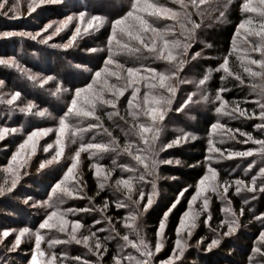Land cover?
<instances>
[{
	"label": "rangeland",
	"instance_id": "374dc122",
	"mask_svg": "<svg viewBox=\"0 0 264 264\" xmlns=\"http://www.w3.org/2000/svg\"><path fill=\"white\" fill-rule=\"evenodd\" d=\"M101 2H103V0H54V2L46 3L37 7L35 11L29 12L28 4L30 0H7L5 7L0 9V31H27L35 33L40 31L46 24L51 22H56V24H58L68 15H73L74 17L67 27L52 36L46 43H41L40 41L54 30L56 24L53 25V28L48 29L47 32H41V35L37 37L36 40L20 36L0 37V58H15L19 65V67H13L0 64V81L3 82L0 83V127L17 129L15 133L10 132L4 140H0V185L10 187L11 180L14 176L7 172L6 169L11 162L13 153L17 151L18 146L26 139L27 134L38 128L52 129L47 135L38 139L34 154L29 155L30 149H25L22 159L19 162L24 163V167L19 169V179L16 187L13 188L11 192L0 195V232L5 229L12 230L8 237L0 240V264H30L31 255L33 251H35L34 235H26L22 238L20 245L16 247L15 250H8L14 243L15 235L24 227L32 229L33 233L37 230L41 232L44 239L41 241L40 247L41 250L46 253V256L38 257V259L46 260L50 258L52 253H56L57 260L55 264H83L84 261H88L90 264H114L113 257L121 251L118 245L122 244L123 241L119 238H115V233H111L112 239L106 242L103 241L104 237L110 236L109 225L104 222L108 216L113 218L112 226L115 227L121 236L127 233L130 239H136L135 234L132 233L130 229L123 226V219L114 218V216L109 214L110 207L103 211H76L73 214H69V219L80 218L85 225V228L78 230V239L81 238L82 235H87L89 229L91 231H95L96 228L101 227L105 229V231L97 233V235L102 238L103 243V248L99 252L95 250L90 252L83 243L76 244L74 241L70 240L67 233H60L58 230L39 229L38 227L46 215L52 210L47 206V202L50 199L54 202L56 200V196L53 195L52 189L55 183L63 177L64 172L70 165V157L78 148L81 142L80 139L77 138L76 142L72 143L70 134L66 135L65 151L61 159L58 162H53L51 165L38 170L39 164L55 154L58 120L73 98L75 89L83 88L91 83L95 72L98 71L93 69L92 66L97 67L102 63L103 66L99 70L103 69L109 55V50L99 44L97 47H82L85 44L87 46L95 45L93 41H95L96 37H98L102 31L106 32L109 29L110 21L104 18L103 23L100 24L99 27L94 26L88 29L87 32L84 31V28L87 27L88 20H90L92 16H99L95 14L94 11L100 9L112 11L115 6H120L118 2H114L109 7H99L98 5ZM13 5H15V8L9 11V8ZM81 11L86 13L83 22H81L78 17V13ZM77 25L81 27V33L77 36L76 41L68 48L62 47L63 44L69 42ZM249 39L255 41L257 38L249 37ZM113 44H115L114 41L112 42V46ZM90 49H96V51H89ZM247 49L248 44L245 40V34L243 30H241V34L239 36L236 35L235 38V51L240 55V59L246 66L247 61L242 59L244 56L250 55L253 58H260L258 53H252ZM198 53H194L192 57H197L201 54ZM112 54L114 58L117 59V56L120 57L122 52L119 50H112ZM76 59L88 64L78 63L75 61ZM122 64L124 63L122 62ZM109 67L116 70L115 65H110ZM125 67H128V65H125ZM252 67L254 70H258L256 66ZM70 73H72V75ZM28 75L37 76V80L32 81L28 79ZM48 76L53 77V79L48 80L47 83L41 86L39 81ZM246 77L247 81L243 79L244 83H240L239 81V85L247 93V101H253L252 103L256 105L258 113L256 112L255 116L252 115L253 112H249L248 110L246 116L239 118L218 114L215 108L218 106L219 102L215 101V95L213 96L212 92L206 88V85L198 88V81L202 79L201 76H197L194 71H190L189 73L186 71V74L180 79V83L182 84L181 88L177 89L178 87H176V93L172 98V103L168 111L165 113V118L163 121L159 122L160 135L156 141L155 150L158 152L159 159L171 160L172 163L158 165L157 172L153 177L157 185L153 202L147 211L142 212L137 220L140 233L150 246L155 244L159 227L156 231L150 230L146 221V214H149L153 210H159L162 207V200L168 196L171 189L175 190V200L173 201L175 207L179 205L180 202L187 199L191 184L183 180L181 181V177L175 170H187L188 168L198 166V163H196L191 167L185 162L182 156H179L181 154H187L188 152L186 151H189L190 146L194 142L201 138L205 140L206 156L201 162L204 167V173L197 180L194 193L188 200L186 211L189 210V202L196 192L199 181L205 175L210 174L208 172L209 167L217 170L218 182L221 185H223L225 181L231 183L229 191L220 198L211 191L207 193L209 198L208 212L199 217L196 227L191 229V236L187 235V231L181 232L180 238L187 246L185 247L183 255L180 256L179 260L175 261L174 264H264V254H262L264 253V241L260 240V235L254 239L255 232L252 227V224L257 225L260 228V234L264 232V218H256L259 217L261 213H264H260L261 203L264 202V191L259 190L260 185L264 183V177L258 175L259 168L264 167V158L259 154H254L249 157L228 158L227 151H225V155L222 158H216L219 157V154L209 151L212 147L221 148L222 150H231L233 152L259 148V145L253 142L257 138L251 135L253 140H248L247 143H243L242 141L248 139L247 136L236 133L234 131L235 129L230 125L231 123L243 124L248 121L264 136V127H256V125H264V119L259 117L261 109L256 103V101L260 99L258 95L259 89L256 91L252 90L253 84H259L261 81L260 78H250L247 74ZM109 79L110 82L114 80V78ZM101 84L94 85L93 90H96ZM58 85L61 89H67V91L62 90L58 95H52L51 93L55 91ZM139 86L141 91L138 93L134 103H142V97L147 88V84L144 81H141ZM16 91L21 93L20 98H18L13 105H8L6 100ZM131 92L132 88H129L123 96L119 97L116 109L119 111L120 115L124 116L125 119L129 121H131V117L128 116L126 113L127 109L125 110L124 107L128 106V100L132 98ZM190 94L192 95V100L185 104ZM202 94H207L209 96V101H202L200 99ZM223 100L225 99L223 98ZM29 101L37 106L33 111L47 109L50 115L40 117L21 113L19 107L24 106V104ZM182 105L183 107H181ZM235 105V102L228 103L226 110L232 111ZM177 107H179V111L176 110ZM107 111H113V109L109 106H104L103 109L97 110V114L100 115L103 125L108 128L107 123L101 116L102 113L104 114ZM234 116H238V114L234 113ZM199 117L209 122V130L206 131L204 135L199 132ZM114 121L115 124L113 121L111 122L115 126L119 124L121 127H127L118 117H114ZM214 124H223L226 127L224 129L218 127L214 130L212 127ZM227 129L233 130L230 135L235 136V139H230L229 136L224 134ZM121 133L123 140L119 141L116 138L119 146L115 151L99 154V158L90 156L87 152L81 153L80 162L75 173L77 179L82 181L80 187L81 195L84 198H65L63 203L60 204L62 209H91L103 205V203L97 204L94 198L87 193V185L84 178V167L86 166L91 168V164L99 162L105 165L106 170H112V175L109 177V184L113 183L115 179L120 176H138L142 172V166L137 165L136 161L123 151L126 137L123 132ZM182 133L188 134L186 140H183L179 144H174L164 151H159L162 144L173 141L175 138L181 136ZM241 133L245 132L241 130ZM93 134V132L85 133L84 142H88ZM101 139L106 141L108 138L107 136H96L97 141ZM259 139H264V137ZM127 140L135 142L133 145L134 148L137 146L143 147L142 142L134 135L127 137ZM49 144H51L52 147L49 148L48 151H45V147ZM209 156L214 158L209 160ZM113 160L115 164H113ZM177 160L179 163H176ZM253 160H255L256 163L249 169L248 164ZM121 165L137 168V171L135 173H129L121 168ZM220 169L224 170V172L229 175L228 178L221 179ZM25 171L27 174H25ZM253 176L257 177V190L254 193H250L245 189H242L240 194L235 193V179H244L250 184ZM96 180L99 184L97 178ZM5 181H7V183H5ZM75 183V181L69 180L65 182V186H72ZM134 187L145 193V199L140 201L142 206L146 203L148 195L152 192L151 183L137 180ZM101 190L110 192L115 197V200L122 196V193H116L112 188L107 186ZM181 193L183 194L181 195ZM57 195H59V193H57ZM137 195L138 193L134 192L133 199H137ZM89 198H91V200ZM202 199L203 197L198 198L197 201L192 203L191 210L193 212H197L201 209ZM245 200H247V203L244 202ZM215 202L220 204L219 214L221 221L217 224H211L210 222L214 213L213 205ZM236 203H238V205L243 204V207L238 208ZM229 206L236 212L235 218L238 224L235 232L229 236H223L222 233L227 231V226H222L221 222L230 219L229 214L224 211V209ZM115 208L119 209L118 207ZM241 209H243L242 215H240ZM120 210L123 212V218L130 211L129 208H120ZM246 210H248V212H246ZM170 211L166 213L167 215H165L162 220L165 223V229ZM209 215L211 219L207 220ZM247 219H249V221H247ZM95 220H101V223L94 225L93 221ZM206 220L207 222H205ZM165 229L162 237L163 247L158 253L154 251L153 247V255L149 258V264H160L161 261H166L173 253L176 240L173 246H171L165 236ZM199 233H202V235ZM241 235H246L253 239L252 245L245 247V245L241 243ZM217 236L220 237V244L212 247L210 250H206L210 241ZM56 240L65 242L49 243L50 241ZM89 243L90 245L93 244L94 240L90 239ZM104 248H106V251ZM256 248H260L262 251L255 252L254 249ZM237 249H239L240 252L247 253L245 261H240L238 259L235 254ZM61 253H66V256L62 257L60 255ZM129 253L138 257L136 249L131 248V246L123 249V254L125 256ZM195 253L197 255L196 257L193 256ZM77 256L81 257L80 261L73 259Z\"/></svg>",
	"mask_w": 264,
	"mask_h": 264
},
{
	"label": "snow or ice",
	"instance_id": "6c2138e0",
	"mask_svg": "<svg viewBox=\"0 0 264 264\" xmlns=\"http://www.w3.org/2000/svg\"><path fill=\"white\" fill-rule=\"evenodd\" d=\"M49 2H54V0H30L28 4L29 12L35 11L37 7L44 5ZM174 5H179V8L169 7L165 2L161 0H132L131 10L120 19H117L112 24L111 36L108 41L109 55L105 61V66L103 69L95 72L92 82L87 84L83 88L75 89V93L70 103L67 105L66 110L63 115L58 120V126L56 128V150L55 154L51 155L49 159L42 161L39 164V169H43L53 162H58L65 151V137L70 134L71 142L75 143L77 138L80 139L78 148L71 155V163L67 167L63 174V177L55 183L52 192L56 196L55 202L50 199L47 202V206L52 209L43 221L39 224V229L47 230H58L60 233H67L70 240L74 241L76 244L83 243L85 247L91 252L93 250L99 252L103 248L102 238L97 235V233L105 231L104 228H96L95 231L89 229L87 235H82L81 238H77V232L80 229L85 228L82 219H69V214H73L76 211L87 212L90 210H106L109 207L107 200L102 206H97L96 208H81V209H62L60 204L63 203L65 198H84L81 195V185L82 181L77 179L75 170L80 162L81 153L87 152L90 156H96L99 158V154L108 153L115 151L118 148V141L116 137L112 135V132L103 125L101 122L100 115L97 114L98 109H103L104 106H109L113 111H107L105 114L109 121H114V117H118L120 121H123L127 127H121L116 124V127L120 128L121 132L124 133L126 137V142L123 151L127 153L128 156L132 157L137 165L142 166V172L136 175L120 176L115 179V181L109 184V177L112 175V170H106L105 165L96 162L91 164L90 167L94 170V175L98 179V187L104 189L106 186L113 189L116 193H122L121 197H118L114 203L118 208H129L130 211L126 214L123 219L124 227L130 229L132 233L135 234L136 239H130L129 234H124L123 236L112 226L113 218L108 216L105 223L109 225L110 236L104 237L103 241L112 239L111 233H115V238H119L123 241L118 247L121 249L115 257H113L114 264H149V258L153 255V247L155 252H160L163 247L162 237L165 229V223L162 221L159 224V229L157 232V239L153 246L143 238L140 233L139 226L137 224L138 217L142 212L147 211L153 202V197L156 194V182L153 179L157 172L158 165L160 164H170L171 160L159 159L158 152L155 150L156 141L160 135V125L159 122L163 121L165 118V113L168 111L169 106L172 103V98L176 93L175 79L178 77V73L183 68L185 64L184 57L188 53V49L191 47V41L193 35L200 27L194 17H203L204 11L200 9V5H205L207 0H171ZM7 4V0H0V9H3ZM228 0H217L218 8L227 7ZM15 8L13 5L9 8L12 11ZM242 10L254 14L249 15L245 18L237 27L236 35L241 34L243 30L245 34V40L248 44V51L252 53H258L260 58H253L252 56H244L242 59L247 61V66L242 63L241 68L244 73H246L250 78H260L259 84H253L252 90L256 91L259 89L258 95L260 97L256 103L260 107L259 117L264 119V0H245ZM7 14V13H5ZM86 13L81 11L78 13V17L81 22L84 21ZM224 16V12L220 11V15L217 19H221ZM73 15H68L64 20L60 21L58 24L56 22H51L46 24L40 31L32 33L27 31L12 32V31H0V37H28L32 40H36L37 37L41 35V32H47L48 29L53 28L56 24L54 30L47 36L41 39V43H46L51 39L52 36L59 33L63 28L73 20ZM131 18V23H126ZM149 18H154L151 20ZM103 17L92 16L87 22V27L84 31L87 32L88 29L94 26L99 27L103 23ZM160 19H168L174 21L175 23L171 26L158 27L156 26V21ZM181 30V37L177 38L176 28ZM81 33V27L76 26L73 35L71 36L68 43L62 45L64 48H68L76 41L77 36ZM119 33V38H118ZM249 37H256L255 41L250 40ZM118 47L120 52L135 56L141 50H146L150 54H154L155 58L165 61L170 67L166 71H160L155 67L145 66L139 64V66H128L125 67L119 60L114 58L112 54V42ZM89 51H96V49H90ZM0 64H6L13 67H19L15 58H0ZM110 65H115V69L110 68ZM252 66H256L258 70H254ZM217 70H222L229 76H234L237 81L244 83L242 76L239 73H233L229 68V60L227 57L223 58L222 63L219 65ZM103 78V79H102ZM109 78H114L110 82ZM28 79L32 81L37 80V76L28 75ZM53 77L48 76L41 79L39 82L41 86L47 83L48 80H52ZM209 79L207 74L204 75L202 79L198 81V88L205 85L206 81ZM223 80L224 77L222 76ZM102 80V84H101ZM144 81L147 84V88L142 97V103H134L138 93H140V82ZM0 83H3L0 81ZM101 84L100 87L94 89V85ZM132 88L131 99L128 100V116L131 117V121L126 120L124 116L120 115L117 109V101L119 97L123 96L124 93ZM67 91V89H61L58 85L51 94L58 95L61 91ZM158 90V91H157ZM224 88H220L215 95V101L219 102L215 111L218 114L227 115L232 118H239L246 116L247 110L242 109L239 104H236L232 111H227L226 107L228 101L223 100L220 93L224 92ZM21 93L19 91L14 92L9 99L6 100L8 105H13L15 101L20 98ZM202 101H209V96L207 94H202L200 96ZM192 100V95L190 94L185 101V104ZM183 107V105L181 106ZM37 106L33 102H27L24 106L19 107V111L26 115H35L44 117L50 115L47 109H40L33 111ZM180 109L178 108L177 111ZM234 113L238 116H234ZM253 116L256 115L255 112L252 113ZM94 121V122H93ZM86 124V126H85ZM213 129L221 128L224 129L226 126L223 124H214ZM256 127H264V125H256ZM17 129L8 127H0V140H4L5 137L10 133H15ZM52 131L51 128H38L27 134L26 139L18 146L17 151L13 153L11 157V162L8 164L6 169L7 172L11 173L14 178L11 180L10 187H5L0 185V195H4L6 192H11L13 188L16 187L17 181L19 179L18 172L20 168L24 167V163H19L22 159V155L25 149H30V153L34 154L37 148L38 139L42 136L48 134ZM236 133H240L243 136H247V140L242 141L247 143L248 140H253V137L249 133H241L240 129L234 130ZM88 132H93L91 139L88 142H84V134ZM233 132L232 129H227L225 135L229 136L230 139H235V136L230 135ZM107 136V140H96V136ZM136 136L142 142L143 147H133L134 141L127 140L129 136ZM188 138L187 133H182L181 136L175 138L169 143L162 144L159 151H164L166 148L172 147L174 144H179L183 140ZM255 144L259 145L256 149H247L245 151L222 150L221 148L212 147L209 149L210 152H215L219 154L222 158L227 151V157H249L254 154H259L264 158V139H256L253 141ZM52 145L49 144L45 147V151H48ZM135 153V154H134ZM214 157L209 156L208 159L211 160ZM176 163H179L177 160ZM256 163L253 160L248 164V168L251 169ZM113 164L115 161L113 160ZM125 171L129 173H135L137 168L129 167L128 165H121ZM209 175H205L198 184L195 194L191 197L189 202V210L183 213V216L179 222L177 228V239L175 241V247L173 249L172 255L166 260L161 261L160 264H174L175 261L179 260L180 256L183 255L185 247L187 246L184 241L180 238V234L183 231H187V235L191 236V229L196 227L199 217L208 212L209 198L207 193L211 191L216 194L218 198L223 196L229 191L231 183L225 181L223 185L218 182V172L215 168L209 167ZM25 174L26 171H25ZM259 176L264 177V167L259 168ZM75 181L76 183L72 186H65L66 181ZM139 180L140 182L151 183L152 192L148 195L146 203L142 206L140 201L145 199V193L135 189L134 184ZM7 183V181H5ZM235 193L240 194L242 189L247 190L250 193H254L257 190V177L253 176L251 178L250 184L244 179L237 178L234 181ZM260 191H264V183L260 185ZM137 192V199H133V193ZM59 193V195H57ZM183 193H181L182 195ZM202 199V207L199 211L193 212L191 210V205L193 202L197 201L198 198ZM254 198V197H253ZM91 200V198H89ZM126 201V202H125ZM27 202V201H25ZM178 202V201H177ZM247 203V200L244 201ZM175 207V204L172 205ZM171 209H169L170 211ZM230 216V219L222 221L221 225L227 226V231H224L223 236H229L236 231L238 221L236 220V212L231 209V207H226L224 209ZM243 214V209L240 210V215ZM167 215V214H165ZM257 219L264 218V213H261ZM210 215L207 220H210ZM207 220L205 222H207ZM101 220L93 221V224H100ZM70 228V230H69ZM12 230L5 229L0 232V240L6 238L10 235ZM26 235H34L35 238V251L31 255L30 264H55L57 260L56 253H52L50 258L46 260L38 259V257H45L46 253L41 250L40 244L44 239V236L39 230L33 233L32 229L28 227L21 228L15 235V240L9 251L15 250L22 241V238ZM94 240V243L90 245L89 241ZM203 239V238H201ZM260 240L264 241V232L260 234ZM65 241L56 240L50 241L49 243H64ZM220 244V237L212 239L207 245L206 250H210L212 247ZM131 246V248L136 249L138 253L137 256L132 254L124 255L123 249ZM106 251V248H104ZM255 252H261L260 248L254 249ZM264 254V253H262ZM62 257L66 256V253L60 254ZM76 261H80L81 257L77 256L73 258ZM83 264H90L88 261H84Z\"/></svg>",
	"mask_w": 264,
	"mask_h": 264
},
{
	"label": "trees",
	"instance_id": "16d2710c",
	"mask_svg": "<svg viewBox=\"0 0 264 264\" xmlns=\"http://www.w3.org/2000/svg\"><path fill=\"white\" fill-rule=\"evenodd\" d=\"M114 2H118L120 6H115L114 10L112 11H106L103 9L94 11L95 14L102 16L103 18H106L110 21L108 31H102L99 36L97 35L98 37H96L95 41H93L95 45L87 46L85 44L82 47H97L99 44L109 50L108 41L111 36L112 24L115 20L125 16L127 12L131 10L132 0H103V2H101L98 6L109 7ZM161 2H165L169 7L179 8V5H174L171 0H161ZM244 3L245 0H228L227 7L218 8L217 0H207V3L205 5H200V9L204 11L203 17H194V19H196L197 22L200 24V27L196 29L193 35L191 47L188 49V53L184 57L186 62L183 68L178 73V77L175 79L174 83L176 84V87H178L177 89H180L182 86V84L180 83V79L186 74V71H188V73L190 71H194L195 74L197 76H201V78H203L204 75L207 74L209 76V79L206 81L205 85L206 88L212 92L213 96L217 94L218 89L224 88L225 91L220 94L222 98L228 101V103L235 102L236 104H239L240 107L248 110L249 112L251 111L258 113L256 105L252 103L253 101H247V93L244 91V89L240 87L239 81H237L234 76H229L222 70H217L219 68V65L222 63L223 58L227 57L229 60L230 70L233 73H239L242 76V79H247L246 73H244L241 68V64L244 62L240 59V55H238L235 51V38L238 25L249 15H254L242 10ZM220 11L224 12V16L221 19H217V17L220 15ZM149 19L151 22V20L154 18ZM127 22H131V18ZM174 23V21L168 19H160L156 21V26H171ZM176 36L177 38L181 37V30L178 28V26L176 28ZM112 50L117 51L118 47L113 44ZM198 52L201 54L197 57H192L194 53ZM117 59L121 63L123 62L125 65L128 66H139V64H143L145 66L155 67L160 71H166L170 67L165 61L155 58L154 54H150L143 49L135 56L122 52V55L120 57L117 56ZM75 61L78 63H85L84 61H81L79 59H76ZM102 66L103 64L101 63L97 67L92 66V68L99 70ZM70 74L72 75V73ZM222 76L224 77L223 80L221 79ZM178 108L179 107H177L176 110ZM124 109H127L126 113L128 114V106L124 107ZM104 114L102 113L101 116L103 120L107 123L109 130H111L113 135L119 141H122L123 136L121 131L111 121H109L107 119V116ZM198 122V124L200 125L199 132L203 133L204 135L205 132L209 130V122L206 119H203L202 117L198 118ZM230 125L234 129L240 128L243 132L251 134L254 138L259 139L264 137L262 133L256 130L254 125L248 121L243 124L231 123ZM205 144V140L201 138L190 146L189 151H186L188 153L184 154L185 156L183 154L179 155L182 156L185 162H187L191 167L192 165L194 166L196 163H198V166L188 168L187 170H175L181 177V181L183 180L184 182L191 184V189L188 193L187 199L183 200L182 202H180L179 205L172 208L173 201L175 200V190L171 189L168 196L165 197L164 200H162V207L159 210H153L149 214H146V221L149 225L150 230L156 231L159 227V224L165 217V214L169 212V209L172 208L168 215V220L165 229V236L167 237V241L171 246H173V243L176 240L179 222L183 213L187 210L188 200L190 196L194 193V187L197 183V180L204 173V167L201 162L206 156ZM84 168V178L87 185V193L89 194V196L93 197L97 204L104 203L105 200H107L110 207L109 214L114 216V218H119L121 220L124 215L120 208H115V197L110 192L99 189L97 180L94 176L93 169L89 168L88 166ZM220 171L221 179L228 178L229 175L224 172V170L220 169ZM236 206L238 208H242L243 204L238 205V203H236ZM260 208V213L264 212V202L261 203ZM213 212V218L210 223L217 224L221 221V217L219 214L220 204L218 202L214 203ZM246 212H248V210H246ZM247 221H249V219H247ZM252 227L254 228L253 230L255 232V239L260 235V228L257 225L253 224ZM199 234L202 235V233ZM240 239L241 243L244 244L245 247H249L253 243V239L247 237L246 235H241ZM235 254L237 255L240 261L246 260V252H240V250L237 249ZM193 256L196 257V253Z\"/></svg>",
	"mask_w": 264,
	"mask_h": 264
}]
</instances>
